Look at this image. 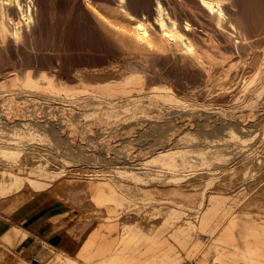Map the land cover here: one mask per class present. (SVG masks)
<instances>
[{"label": "bare ground", "instance_id": "obj_1", "mask_svg": "<svg viewBox=\"0 0 264 264\" xmlns=\"http://www.w3.org/2000/svg\"><path fill=\"white\" fill-rule=\"evenodd\" d=\"M52 7H66L69 20L54 21L49 43ZM72 19L102 45L62 47L58 31L65 37ZM19 58L35 70L3 75L20 94L66 106L70 124L39 121V102L7 98L14 88L0 82L9 92L0 95V201L50 193L96 222L79 255L58 264H264V136L253 135L264 120V0H0V60ZM88 107L102 110L95 122L132 120V140L151 151L110 157L104 144L116 175L82 169L92 174L66 179L77 170H67L76 163L67 153L86 161L71 122ZM18 127L29 137L6 136ZM33 128L38 142L57 146L33 144ZM11 233L7 240L23 237Z\"/></svg>", "mask_w": 264, "mask_h": 264}, {"label": "rangeland", "instance_id": "obj_2", "mask_svg": "<svg viewBox=\"0 0 264 264\" xmlns=\"http://www.w3.org/2000/svg\"><path fill=\"white\" fill-rule=\"evenodd\" d=\"M56 7H52L51 9H46V14H45V17H47L46 18V22L49 24V27H50V36L47 38V40L49 41V43H51V42H53V36H54V34H55V29H53V28H55L54 27V23L55 22H57V21H59L62 17H65L67 14H68V11L66 12L65 10H67V9H65L66 7H62V11L60 10V12H59V9L58 8H56ZM52 10V11H51ZM53 10H55V13H54V11ZM52 14V16H54V19H53V17L51 16V14ZM57 13V15H61V17L60 16H56L55 14ZM61 13V14H60ZM65 13V14H64ZM67 13V14H66ZM48 14V15H47ZM56 16V17H55ZM68 17H69V15H67ZM51 17V18H50ZM68 17H65V20H69V18ZM56 18V19H55ZM58 18H59V20H58ZM57 20V21H56ZM55 21V22H54ZM78 20H74V19H72V22L75 24H73V23H71V25H70V28H69V30H67V32H66V35H65V37H63V34L60 32V31H58V35H60L61 36V41L64 43H62L61 41H57L58 43H60L61 42V46L62 47H65V48H68V47H70V49H78V48H81L82 47V45L83 46H85L87 43H91L90 45L89 44H87V45H89V46H98V44L99 45H102L101 44V40L97 37V35L95 36L96 37V40H98L99 42H97L96 40H95V37H93L94 36V34H96L95 33V31H93V29H92V33H93V35H92V33H91V28L90 27H88V26H86V25H84L82 22H80L79 23V21L77 22ZM52 23H53V26H51L52 25ZM120 24L123 26V25H127L125 22H123V21H120ZM78 25V26H77ZM74 26H77L76 28L74 27ZM86 26V27H85ZM80 29H79V28ZM83 29H82V28ZM78 28V29H77ZM85 28V29H84ZM87 28V29H86ZM74 29V30H73ZM54 30V31H53ZM82 30V31H81ZM84 30H90L89 31V33H87V31H84ZM73 32H74V34H73ZM86 32V33H85ZM52 33V34H51ZM54 33V34H53ZM69 33H71V35L69 34ZM85 33V34H84ZM74 35V38H73V35ZM76 34V35H75ZM84 35V37L82 38V36ZM86 35H92V36H90V38H88L89 36H86ZM52 36V37H51ZM77 37V39H75ZM79 37V38H78ZM65 38V39H64ZM81 38V39H80ZM98 38V39H97ZM74 39H75V42H74ZM94 39V40H93ZM60 40V39H59ZM65 41V42H64ZM80 43H79V42ZM70 44H69V43ZM77 42V43H76ZM84 42H86V43H84ZM74 43V44H73ZM85 45H84V44ZM95 45H94V44ZM69 44V45H68ZM71 44H72V48H71ZM76 44V45H75ZM67 46V47H66ZM78 46H80V47H78ZM86 47V46H85ZM88 47V46H87ZM23 59V60H22ZM19 60V61H18ZM5 61V60H4ZM4 61H2V60H0V72H2V73H0V82H3V84H4V87H3V89H9V88H14L13 89V93L14 94H7V93H9V92H5V93H0V95L1 96H3V95H5L6 96V94H7V98H12V97H17V96H22L23 97V99H18L17 100V102H19V103H23V102H27L28 103V105H30V106H32V104H34V103H36L35 101H37V103L39 102V105H36V108H39V111H38V120L39 121H45V120H47V119H49V118H60V117H67V118H65V120H67V121H65L67 124H70V121L68 120V118L70 117H68V113H69V109H67V107L66 106H63V105H59V104H56V103H53L52 101H49V100H47V99H42V98H36V97H30L28 94H20V90H21V86H17V85H15V83H14V81L11 83V81H9V79H8V77H5L6 75H7V70H6V72L4 71L5 69H10V68H12V67H16V72H17V74L19 75V77L21 78L24 74H26L27 72H29V71H32L33 72V70H35V64H33L32 62L31 63H29L28 61H27V59H24V58H19V59H17L16 61H15V64H13V61L11 62V61H9V60H7V61H5L6 62V64H5V62ZM22 61V62H21ZM24 61L26 62V63H24ZM18 62H20V64H18ZM1 63H3L2 65H1ZM11 63V64H10ZM5 64V65H4ZM9 64H10V67H9ZM13 64V65H12ZM18 64V65H17ZM26 65H31L30 67L32 68H30L29 66H26ZM8 67V68H7ZM29 67V68H28ZM19 68H21V70L22 71H20V69ZM25 68V69H24ZM27 68V69H26ZM28 69H30V70H28ZM24 70H26V71H24ZM18 71L19 72H22V73H18ZM4 72V73H3ZM35 73V72H34ZM5 76H4V75ZM33 74V73H32ZM2 76H4V77H2ZM33 76H35V74H33ZM2 77V78H1ZM22 79V78H21ZM2 88V87H1ZM3 94V95H2ZM24 96L26 97V99L24 98ZM35 98V99H34ZM31 101H33V102H31ZM45 102H51V104L49 103H47V105H46V103ZM42 103V104H41ZM45 103V104H44ZM3 105V103L2 102H0V108H1V106ZM44 105V106H43ZM46 105V106H45ZM54 105V106H53ZM52 106V107H51ZM59 106V107H58ZM62 106V107H61ZM6 107V106H5ZM47 107H49V108H47ZM66 107V108H65ZM47 108V109H46ZM88 108H90V109H88ZM87 109V111L86 112H88V116L86 115H84L83 113H82V111L83 110H80L81 111V113H80V115H78L79 116V119H78V116H76L77 118H75V121L76 122H71L72 124L73 123H75V124H73L74 125V127H73V129L78 133H76V137H75V140H74V145H75V147H77L78 149H76V150H74L76 153L77 152H79V150H81V151H83L82 153H84L83 155H85L86 153V161H84V160H82V162L83 163H81V161H78V160H76L77 158H75V156L74 155H69L68 153H67V155L62 151V150H58L57 151V149H55V147H53L54 149H55V151L54 150H48V152H49V154L50 155H52V156H54V157H58L59 159H60V157L62 158L60 161H62L63 160V157L65 156V157H67V160H65V162H67V164H69L70 163V165H77V166H72V167H69V169H67V170H70V169H77L76 171H74V173H68V171H66V173L65 174H67L66 176H65V178L67 179V178H71L72 176V179H78V177L79 178H85V177H88V176H90L91 174H92V172H85V171H82V169H84V170H86V169H93V170H95L96 171V173L98 174V175H96L95 177H98V178H101V177H104V176H99V175H116L114 172H115V169H114V166H111V167H109L108 165H109V163L108 162H105V160L104 159H106V154L104 153V152H106L105 150H102V148H103V146L104 147H109V150L108 151H110L109 152V154H107V155H110V157L112 156V157H115L116 155H117V153H120V152H122V154L121 155H124L125 153L127 154V153H131V154H141L140 153V151H142V153H148V152H150L151 150H149L148 149V144H149V142L147 141V144L146 143H144V142H146V139L145 140H141V141H136V140H132V138H133V136H138V133H137V128H139V127H137V125L132 121V120H130V121H127L128 123H124V122H122V121H114V117H108V116H104L103 117V119L102 120H99V121H96L95 122V120H96V118L97 117H100V116H102V110L101 109H99V108H97V109H94V108H92V107H88ZM58 109V110H57ZM63 109V110H62ZM64 109L65 110H67L68 112L66 113V111H64ZM1 110V109H0ZM57 110V111H56ZM85 110H86V108H85ZM94 110H97V111H95V112H98V114H93V111ZM47 113H46V112ZM48 111H49V114H48ZM60 111H62V112H60ZM80 111H78V112H80ZM41 114H40V113ZM54 114H53V113ZM78 112H77V114H78ZM7 113V112H6ZM1 114H3V111H2V113ZM52 114V115H51ZM83 114V116H81ZM5 115V114H4ZM6 115H8V114H6ZM51 116V117H49L48 118V116ZM65 115H67V116H65ZM58 116V117H57ZM85 117V118H84ZM70 119V118H69ZM82 120V121H81ZM100 124H99V123ZM80 123V124H79ZM134 123V124H133ZM86 124V125H85ZM88 124V125H87ZM260 126H259V125ZM257 124V130H256V128L254 129V131H255V133L253 134V135H255V136H260V137H258V138H262V136H264V132L262 131L263 129V127H264V120L262 121V124H261V122H259ZM77 125V126H76ZM85 125V126H84ZM87 127V128H86ZM85 128V129H84ZM89 128V129H88ZM92 128V130H90ZM83 129V130H82ZM86 129L87 130H89V131H86ZM198 129H200L201 130V127H193V130H188V132H193V133H195ZM195 130V131H194ZM200 130L199 131H197L198 133H196V135H195V137H198L199 135V133H200ZM31 131V130H30ZM32 131H34L35 132V137L34 138H36V140H34V142L32 141V143L33 144H37V145H39V146H42V147H44V148H46V144H47V147H51V146H57V143L54 141V140H51V142L49 141V142H47V141H41V142H38V141H40V140H37L39 137L36 135L37 134V132H36V130L33 128L32 129ZM79 131V132H78ZM86 133H85V132ZM15 132L16 133H18V134H20L19 136H17V135H14V133L13 132H9V133H7L6 134V136L8 137H29V135H28V133H30L29 132V129H26V128H24V127H18L16 130H15ZM5 133V132H4ZM85 134V135H84ZM28 135V136H27ZM254 136V137H255ZM80 138V139H79ZM86 138H90L91 139V141L89 142V141H87V140H85ZM94 139V140H93ZM132 141H131V140ZM81 142H80V141ZM101 140H103L104 142H102ZM87 142V144L88 145H86V142ZM94 143H93V142ZM98 141H101V142H98ZM37 142V143H36ZM52 142H55V143H52ZM79 142V143H78ZM96 142V143H95ZM97 142H98V144H97ZM134 142V143H133ZM141 142V143H140ZM52 143V145H50ZM129 143V144H128ZM154 143V142H153ZM78 144V145H77ZM79 144H80V147H78L79 146ZM89 144L91 145H93V147L92 146H89ZM95 144V145H94ZM106 146H105V145ZM110 144V145H109ZM137 144V145H136ZM140 144V145H139ZM145 144V145H144ZM50 145V146H49ZM82 145H83V147L85 148V150L84 149H82L83 147H82ZM100 145V146H99ZM112 145V146H111ZM143 145V146H142ZM153 144H149V146H152ZM89 146V147H88ZM102 146V148H100ZM114 146V147H113ZM87 147H88V149H87ZM93 149H92V148ZM94 147H98V148H94ZM136 147V148H135ZM117 148V149H116ZM120 148V149H119ZM130 148V149H129ZM132 148H134V149H132ZM141 148V149H140ZM147 148V149H146ZM95 149V150H94ZM119 149V150H118ZM145 149V150H144ZM151 149H153V147H151ZM88 150V151H87ZM128 150L129 151H131V152H128ZM149 150V151H148ZM53 151V152H52ZM60 151V152H59ZM95 151V152H94ZM120 151V152H119ZM139 151V152H138ZM144 151V152H143ZM59 152V153H58ZM90 152V153H89ZM93 152V153H92ZM136 152H138V153H136ZM55 153H56V155H55ZM60 153H62L63 155H59ZM80 153V152H79ZM99 153V154H98ZM89 154H91V155H89ZM69 155V156H68ZM142 155V154H141ZM72 156H74V157H72ZM90 156V157H89ZM105 156V157H104ZM64 157V159H66ZM72 158V160L75 162L76 161V163H74L73 161H71V159H68V158ZM88 157H89V159H88ZM91 157H96L95 158V160H94V158H91ZM104 157V158H103ZM57 158V159H58ZM91 158V159H90ZM99 158H100V160H99ZM58 159V160H59ZM75 159V160H74ZM96 159H98V160H96ZM87 160H89V162L90 163H88V161ZM62 162H64V161H62ZM74 163V164H73ZM81 165H80V164ZM52 166L54 167V168H56V169H58L59 167H58V165L57 164H55V166L52 164ZM67 166V165H66ZM80 167V168H79ZM84 167V168H83ZM68 168V167H67ZM82 172H84V173H82ZM86 173H89V174H87L86 175ZM76 174H81V175H76ZM83 174V175H82ZM76 177V178H75ZM14 199H6V200H3V201H0V219H6V218H8L7 217V214H9L13 209H15V208H17V207H20V208H22L23 207V209H25L28 205H30V204H32V203H38V202H45V203H47V204H49V206H58V207H60L59 209L60 210H62V211H68L69 213L66 215L69 219H70V223H71V229H72V231H73V233L75 234V236H74V239L76 240V247H74V248H72V249H65V251L66 252H68V253H70V254H72V255H74L76 252H77V250L79 249V247H80V245H81V243L83 242V239H84V237L86 236V234L90 231V229L92 228V225L93 224H95L96 222L94 221V222H90V223H88L87 221H82V220H80L79 219V216H80V214H81V212H80V210L79 209H77V208H74V207H72V205L70 204V203H68L67 202V200H65V202H63L64 200L63 199H61L60 197H57V196H55V195H53L52 196V194H50V193H43V194H41V195H37V196H35V197H32V196H25L21 201H19V202H15V201H13ZM61 200V201H60ZM80 213V214H79ZM78 216V217H77ZM80 220V221H79ZM87 223V224H86ZM10 223H7L6 225L8 226ZM87 225H89V226H87ZM6 226V227H7ZM88 227V228H87ZM90 227V228H89ZM199 238H200V242L201 243H206V240H207V238L206 237H204L203 235H201V236H199ZM58 250H60V248H57L56 250H54V253L52 254V256L55 254V252H57ZM6 251H12L13 253H16L15 252V250H13L12 248H10V246L8 245V244H5V243H1L0 242V261L2 260H7V258H9V260L10 259H12V257L11 256H7L6 255ZM70 251V252H69ZM77 257V256H76ZM78 260H79V258H78ZM49 261V260H48ZM17 263H19L20 261H16ZM45 263H47V262H45ZM44 262L42 263V264H45ZM2 264H14L12 261H9V262H6V261H4Z\"/></svg>", "mask_w": 264, "mask_h": 264}, {"label": "crops", "instance_id": "obj_3", "mask_svg": "<svg viewBox=\"0 0 264 264\" xmlns=\"http://www.w3.org/2000/svg\"><path fill=\"white\" fill-rule=\"evenodd\" d=\"M59 208L45 202L32 203L25 209L17 207L7 214L8 218L0 219V242L8 244L16 252L6 251L7 256L13 257L1 260L0 264L4 261L14 264H58L59 258L65 262L76 258L81 245L74 255L65 251L76 247V240L70 219L66 216L69 212ZM7 223L10 224L7 226ZM13 227L23 233V237L15 242L6 239L7 235H12ZM57 248L60 250L52 256Z\"/></svg>", "mask_w": 264, "mask_h": 264}]
</instances>
